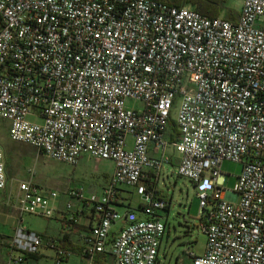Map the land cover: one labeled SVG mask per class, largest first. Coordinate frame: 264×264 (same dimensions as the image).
<instances>
[{"label":"built area","instance_id":"1","mask_svg":"<svg viewBox=\"0 0 264 264\" xmlns=\"http://www.w3.org/2000/svg\"><path fill=\"white\" fill-rule=\"evenodd\" d=\"M0 120L11 141L51 160L114 163L101 193H68L97 219L85 258L160 264L171 203L145 180L160 179L171 147L201 202L207 242L192 264H264V0H244L237 21L159 0H0ZM224 162L243 166L231 191ZM9 182L0 143V191ZM121 187L141 197L137 210H117ZM57 198L18 182L6 264L43 247L58 263L72 255L23 225L25 214L52 219Z\"/></svg>","mask_w":264,"mask_h":264},{"label":"rangeland","instance_id":"2","mask_svg":"<svg viewBox=\"0 0 264 264\" xmlns=\"http://www.w3.org/2000/svg\"><path fill=\"white\" fill-rule=\"evenodd\" d=\"M243 1L229 0V8L239 13ZM127 104L129 107L133 106L131 101ZM177 117L176 108L171 114L167 140L174 131ZM8 127L7 121L0 120V143L5 150L10 179L7 189L0 191V264L9 261V244L20 220L14 206L18 194V182L31 180L43 190L44 194L49 195L51 192L58 194L57 200L53 202L57 213L52 219L29 214L22 216L23 225L39 234L45 243H48L50 240H61L62 212L68 211L67 206L74 202L68 193L83 191L87 196L101 193L108 185L115 169L112 161L97 160L88 156L83 157L76 166L51 160L29 145L11 141ZM167 152L170 157L175 154L171 147ZM177 166L178 164H164L157 183L160 196L171 203L170 208L161 213L167 230L160 251V264H192L188 253L193 251L197 255H202L207 242V237L201 228V202L197 189L191 181L178 176ZM242 171L241 164L224 162L221 169L224 189L234 190ZM122 189L125 190L124 196L129 199H126L125 207L118 208L119 212L123 214L128 208L137 210L142 203L141 197L133 188L122 187ZM138 216L142 217V214L138 212ZM117 228L116 226L115 229ZM40 254L42 257L37 261L24 264H80L73 256H70L68 261L58 263L57 253L48 247L41 248ZM109 264L116 263L109 260Z\"/></svg>","mask_w":264,"mask_h":264},{"label":"crops","instance_id":"3","mask_svg":"<svg viewBox=\"0 0 264 264\" xmlns=\"http://www.w3.org/2000/svg\"><path fill=\"white\" fill-rule=\"evenodd\" d=\"M171 139L170 138L168 140ZM171 141V140H170ZM171 164H178L177 154L171 155ZM157 157V156H156ZM158 180L154 178L153 175H149V177L145 180L146 185H153L155 189L159 192L157 188ZM124 191L122 187L119 191V203L116 208L125 207L126 199L128 197L124 196ZM128 194H132L129 193ZM160 195V194H159ZM72 208L68 209L66 212H62V217L60 218L63 226V233L61 236L60 245L63 249L71 252V256L76 258V261L80 264H109V260H113V257L110 254H98L93 259H87L83 256V251L85 247V239L89 236L92 228L96 225L97 219L96 217L85 208L80 202L73 200ZM71 204V203H70ZM71 210V211H70ZM59 211H61L59 209ZM119 211V210H118ZM57 213V212H56ZM11 243V242H10ZM10 248V244H9ZM56 252L55 249H51ZM41 256L40 252L37 255H29L26 257L24 263H29L31 261H37ZM72 257V258H73ZM69 258L64 260L68 261ZM23 263V264H24ZM116 263V262H115ZM6 264V263H3Z\"/></svg>","mask_w":264,"mask_h":264},{"label":"trees","instance_id":"4","mask_svg":"<svg viewBox=\"0 0 264 264\" xmlns=\"http://www.w3.org/2000/svg\"><path fill=\"white\" fill-rule=\"evenodd\" d=\"M177 7H189L209 18H218L225 15V18L237 21L239 13L229 8V0H159ZM174 131L171 133V141L179 139V131L174 123ZM154 187L153 185H149ZM37 255V254H36ZM35 256V255H34Z\"/></svg>","mask_w":264,"mask_h":264}]
</instances>
